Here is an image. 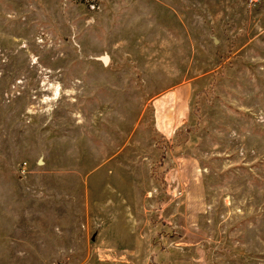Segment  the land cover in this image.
Returning a JSON list of instances; mask_svg holds the SVG:
<instances>
[{"label": "rangeland", "instance_id": "1", "mask_svg": "<svg viewBox=\"0 0 264 264\" xmlns=\"http://www.w3.org/2000/svg\"><path fill=\"white\" fill-rule=\"evenodd\" d=\"M0 264H264V0H0Z\"/></svg>", "mask_w": 264, "mask_h": 264}, {"label": "water", "instance_id": "2", "mask_svg": "<svg viewBox=\"0 0 264 264\" xmlns=\"http://www.w3.org/2000/svg\"><path fill=\"white\" fill-rule=\"evenodd\" d=\"M102 62H105L106 61V58L105 57H102L100 58Z\"/></svg>", "mask_w": 264, "mask_h": 264}]
</instances>
